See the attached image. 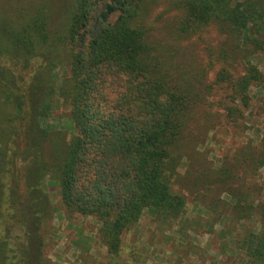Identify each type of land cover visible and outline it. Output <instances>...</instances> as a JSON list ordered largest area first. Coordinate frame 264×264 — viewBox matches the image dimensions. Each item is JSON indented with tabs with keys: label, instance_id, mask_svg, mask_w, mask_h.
Returning a JSON list of instances; mask_svg holds the SVG:
<instances>
[{
	"label": "trees",
	"instance_id": "1",
	"mask_svg": "<svg viewBox=\"0 0 264 264\" xmlns=\"http://www.w3.org/2000/svg\"><path fill=\"white\" fill-rule=\"evenodd\" d=\"M60 1L0 0V264H53L47 249L56 206L47 179L69 213L97 220L115 264H137L135 249L134 260H122L124 234L146 211L163 225L185 211L186 195L171 184L178 167L173 149L187 133L190 114L198 108L200 116L214 87L227 83L233 89L227 117L238 120L235 101L248 105L251 79L261 74L252 67V78L237 77L223 66L209 81L212 63L194 76L167 66L150 40L149 19L159 0H63L61 8ZM176 4L180 38L212 23L230 35L235 49L246 34V43L264 36V0ZM67 64L68 75L58 82L57 69ZM61 102L70 108L74 133L69 139L58 134L61 147L47 160L45 142L54 131L44 121ZM254 148L245 146L236 162L208 166L212 173L190 167L187 179H206L193 198L207 211L216 185L231 195L240 219L260 217L258 232L251 230L241 243L252 264H263L264 204L257 208L250 200L256 199L254 184L240 188L248 172L251 179L264 167V151Z\"/></svg>",
	"mask_w": 264,
	"mask_h": 264
},
{
	"label": "rangeland",
	"instance_id": "2",
	"mask_svg": "<svg viewBox=\"0 0 264 264\" xmlns=\"http://www.w3.org/2000/svg\"><path fill=\"white\" fill-rule=\"evenodd\" d=\"M159 1L149 19L153 29L150 40L158 47V54L167 66H173L176 72L184 70L193 74L204 67L208 69L212 63L209 81L215 79L223 66H228L237 77L251 76L252 67H256L261 75L251 79L248 105H243L240 99L235 101L242 111L238 120L229 121L227 117L225 107L229 105L228 96L233 93L227 83L214 87L200 107V116L196 114L198 108L190 114L187 133L173 149L178 167L171 184L175 192L186 195L185 211L165 225L153 220L146 211L133 230L123 236L122 260H134L131 250L135 249L139 253L136 257L141 255L137 264H252L246 254L247 247L241 242L251 230L258 232L260 217L253 215L240 219L231 195L222 193L216 185L210 191L211 199L207 200L210 211H207L204 202L193 198L205 190L206 179L188 180L192 176L188 170L192 167L200 172L207 170L208 166L220 168L236 162L240 151L250 144L255 147V153L264 151V36H256L260 42L252 44L246 43L251 37L246 34L240 47L235 49V41L230 35L220 24L212 23L191 37L180 38L177 29L181 13L176 4L179 0ZM62 2L58 7H62ZM56 10L55 15H58L60 11ZM69 70V64L57 69L58 82L68 75ZM70 114V108L61 102L51 118L44 121L45 126L54 131L45 142L47 160H52L57 148L61 147L55 141L58 134L66 135L68 139L73 135ZM194 117H200V121L195 123ZM188 133L189 144L184 146ZM250 176L248 172L240 188L247 191L254 184L256 199L250 200L255 201L258 208L264 204V167L251 179ZM46 182L56 206L53 239L47 249L53 264H115L101 244L97 220L69 213L56 194V184H51L48 179ZM183 185L189 188L191 195Z\"/></svg>",
	"mask_w": 264,
	"mask_h": 264
}]
</instances>
